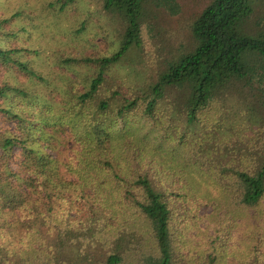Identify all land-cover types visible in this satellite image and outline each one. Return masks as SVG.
Returning <instances> with one entry per match:
<instances>
[{
    "label": "trees",
    "instance_id": "obj_1",
    "mask_svg": "<svg viewBox=\"0 0 264 264\" xmlns=\"http://www.w3.org/2000/svg\"><path fill=\"white\" fill-rule=\"evenodd\" d=\"M0 1V241L13 264H119L126 244L150 231L159 251L151 264H170L176 201L233 197L245 264H264V0H208L160 30L158 62L149 69L137 58L132 81L108 72L143 51L149 0L102 1L122 21L115 51L62 55L40 69L22 34L38 26L67 40L60 28L75 0L27 12L22 0ZM199 136L231 156L219 174L239 186L200 185L210 156L189 151Z\"/></svg>",
    "mask_w": 264,
    "mask_h": 264
},
{
    "label": "rangeland",
    "instance_id": "obj_2",
    "mask_svg": "<svg viewBox=\"0 0 264 264\" xmlns=\"http://www.w3.org/2000/svg\"><path fill=\"white\" fill-rule=\"evenodd\" d=\"M43 1L49 0H22L21 9L27 12L40 6L39 4ZM102 1L75 0L67 5L65 19L61 25L60 32L67 33L68 36L66 38H68V41L64 39L60 42L57 36H52L53 31L49 28L43 30L37 26V28L26 29V32L22 34L25 45L32 50H38L37 55H31L29 58L33 61L32 65L36 69H40L47 66L50 67L52 62L56 59L58 60L62 55L77 57L82 53L92 54L97 52V54L103 55L115 51L120 40L122 21L117 16L104 12L102 10ZM35 2L37 3L36 6H34ZM206 2L208 0H149L146 10L147 14L141 24L143 51L136 48L129 50L125 55L126 61L112 66L108 72V77L113 80L129 79L132 81L134 79V70L138 66L136 61L139 57L143 58V66L151 69L150 65L158 62L157 49L162 46L159 41L160 30L162 29V31L166 32L170 31L171 25L179 26V22L184 21L190 15H194ZM0 16H3L1 1ZM21 24L27 25V21H21ZM31 25L35 26L34 23H31ZM81 26L82 30L80 29L79 31ZM171 41L172 39L167 38L164 42ZM85 43L87 48H81ZM47 57L49 58V65L45 61ZM249 59L252 61L254 58L251 57ZM255 60L254 64L259 65L257 57H255ZM259 68L262 71V66ZM77 69L81 71V76L86 75L87 70L85 68ZM254 82L257 85L260 84L258 81ZM262 85L258 86L262 88ZM228 107L225 109V114L230 118L232 113L228 110ZM233 118H235L238 126L242 128L244 134H252L241 120L242 118L245 119L243 116L237 115L236 117L233 116ZM227 123L231 124V119ZM198 138L201 141L196 146H189V151L191 149H201L204 150V153L200 155L210 156L209 160L206 163L204 162L205 165H208L205 170L207 181L203 179V183L200 185L204 186L207 184V187H211L221 183H228L229 185L239 186V181L236 177L230 178L219 174L218 164L220 159L225 166L232 160L231 156L224 158L226 152L220 151L221 149L217 148V145L215 146V137L199 136ZM198 145H201V147ZM227 147L230 146L227 145ZM191 156H196V154L192 152ZM232 164L235 165L234 163ZM201 173L198 172L195 175L199 177ZM238 201L235 197L232 200H202L200 198L195 200L194 203L187 200H177V204L175 203L172 206L169 226L170 264H209L212 257L214 259L211 260L210 264H245L247 258L245 253L242 252L244 246L236 242V237H240L242 234L240 232V223H238V220H241L239 218L241 213L237 212L235 206ZM200 202L203 203L200 204ZM139 224H141V221ZM237 225H239L238 230ZM3 246L5 244L0 241V257L3 252V264H13L14 257L9 255L8 250H3ZM126 246L129 249L124 250L125 253L121 255L119 264H151L159 256L152 231H150L148 236H145L144 233L140 235L138 232L133 243H127Z\"/></svg>",
    "mask_w": 264,
    "mask_h": 264
}]
</instances>
